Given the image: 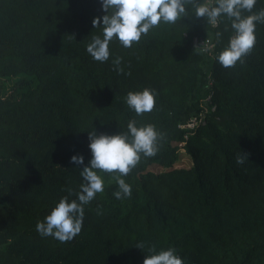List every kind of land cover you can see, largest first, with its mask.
I'll return each instance as SVG.
<instances>
[{
	"label": "trees",
	"instance_id": "16d2710c",
	"mask_svg": "<svg viewBox=\"0 0 264 264\" xmlns=\"http://www.w3.org/2000/svg\"><path fill=\"white\" fill-rule=\"evenodd\" d=\"M186 11L131 48L114 37L100 63L86 47L109 14L101 0H0V264H143L152 246L175 248L184 264H264V24L243 63L224 68L231 21L212 26ZM196 38L212 47L195 51ZM145 88L156 105L137 115L126 97ZM133 119L166 136L120 177L131 197H114L119 173L98 171L104 191L85 206L81 233L42 238L37 222L63 197L77 199L67 189L79 192L90 166L88 133L118 135ZM81 155L83 165L71 163Z\"/></svg>",
	"mask_w": 264,
	"mask_h": 264
},
{
	"label": "clouds",
	"instance_id": "9594fccd",
	"mask_svg": "<svg viewBox=\"0 0 264 264\" xmlns=\"http://www.w3.org/2000/svg\"><path fill=\"white\" fill-rule=\"evenodd\" d=\"M101 3L103 11L109 13L102 17V35H92L86 47L93 60L100 63L109 60V44L114 37L124 48H131L134 42L140 41L142 34L147 35L161 21L175 24L180 18L188 16L186 8L191 6L192 14L197 19L206 18L207 23L213 26L217 25L218 18L222 15H226L231 21L234 34L217 59L222 67L232 68L238 61L243 63L242 58L251 53L257 43L256 25L264 24V8L253 11L257 0H215L216 6L212 7L207 0L204 3H199L198 0H101ZM92 23L95 28H101L100 17L95 18ZM220 35L222 34L217 33V36ZM198 49L200 46L195 51ZM120 64L121 58L113 60L114 70L122 73ZM126 103L137 115L150 113L156 105L154 91L145 88L142 92H129ZM127 129V132L112 136L98 135L96 130L88 133L93 158L90 166L80 171L83 178L80 191L67 189L69 195H75L77 199L69 201L68 196L63 197L43 221L37 222L36 231L42 238L52 237L60 243H66L81 233L85 206L104 191V181L98 171L119 173V176L114 177L119 190L113 195L117 200L131 197V186L120 177L127 176L138 165L141 154L144 157L156 156L166 134L158 132L152 124L138 128L135 119L129 121ZM246 160V154H237L238 165ZM71 163L83 165L84 157L73 156ZM97 214H101L99 208ZM135 247L144 249L145 244L140 242ZM148 251L152 254L147 255L143 264H184L175 248L161 250L157 254L156 247L152 246Z\"/></svg>",
	"mask_w": 264,
	"mask_h": 264
},
{
	"label": "built area",
	"instance_id": "2783aa9c",
	"mask_svg": "<svg viewBox=\"0 0 264 264\" xmlns=\"http://www.w3.org/2000/svg\"><path fill=\"white\" fill-rule=\"evenodd\" d=\"M210 7L216 6L215 0H212L211 4H208ZM218 24V23H217ZM213 26V25H212ZM216 26V25H215ZM195 45L201 46L203 50L208 51L209 48L212 47L210 39H194ZM195 124V118H191L189 122L186 124L187 127H192Z\"/></svg>",
	"mask_w": 264,
	"mask_h": 264
},
{
	"label": "rangeland",
	"instance_id": "374dc122",
	"mask_svg": "<svg viewBox=\"0 0 264 264\" xmlns=\"http://www.w3.org/2000/svg\"><path fill=\"white\" fill-rule=\"evenodd\" d=\"M207 2H208V4H211L212 0H207ZM203 3H204V0H203ZM180 159H181L180 162H179L180 166L181 165L188 166L190 164V159L184 152H182L180 154Z\"/></svg>",
	"mask_w": 264,
	"mask_h": 264
}]
</instances>
